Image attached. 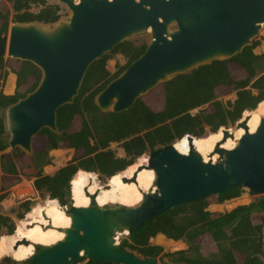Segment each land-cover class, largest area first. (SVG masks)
Instances as JSON below:
<instances>
[{
    "label": "water",
    "instance_id": "obj_1",
    "mask_svg": "<svg viewBox=\"0 0 264 264\" xmlns=\"http://www.w3.org/2000/svg\"><path fill=\"white\" fill-rule=\"evenodd\" d=\"M70 12L54 25L12 23L0 35V57L26 61L42 72L38 87L5 111L9 147L33 155V139L42 129L58 133L57 111L74 103L90 66L119 44L148 35L145 52L96 97L102 112L120 113L160 85L215 61L229 60L264 30V0H50ZM244 135L237 145L222 147L231 129L206 162L187 136L189 152L175 144L154 151L140 172H154L153 190L143 192L136 206H100V191L88 195L90 205L66 210L71 219L62 241L34 246L24 264H159L158 257L142 259L116 243L118 234L138 232L145 222L180 205L199 202L238 187L252 196L264 195V118L250 133L247 119L237 124ZM100 188L109 184L100 183ZM25 245H32L24 242ZM6 262H9L7 259Z\"/></svg>",
    "mask_w": 264,
    "mask_h": 264
},
{
    "label": "trees",
    "instance_id": "obj_2",
    "mask_svg": "<svg viewBox=\"0 0 264 264\" xmlns=\"http://www.w3.org/2000/svg\"><path fill=\"white\" fill-rule=\"evenodd\" d=\"M3 2L10 8L3 7ZM65 11L62 4L50 0H0V35L7 32L12 23L54 25L64 17ZM259 44L256 40L229 60L201 66L160 85L155 105L141 98L127 111L102 112L96 105L97 95L147 48L145 40L125 41L90 66L74 103L57 111L58 133L42 129L33 139L31 156L20 149L5 153L10 137L4 111L38 87L42 72L30 62L0 57V88L9 71L17 76L13 95H6L0 89L3 180L10 176L16 183L22 176L33 178L34 190L39 195L65 207L71 203V181L80 170L111 178L134 165L141 156L174 145L186 136L205 138L235 124L245 112L255 111L264 101V54L254 52ZM117 54L123 56L125 63L117 62L111 68L109 61ZM232 93H235L234 100H222ZM113 145L121 146L124 156H119L111 148ZM52 150L71 151L72 158L48 175L44 168L53 163L49 157ZM2 183L0 177V191L5 190ZM242 194L243 189L238 187L174 207L145 222L121 245L143 259L162 254L172 264H264V197L225 213L209 210L211 205L224 204ZM31 204L29 199L21 201L11 212L22 219ZM14 229L11 217L0 215V236L3 232L11 235ZM159 235L184 241L189 248L163 254L162 247L151 243V239ZM87 264L95 263L88 261Z\"/></svg>",
    "mask_w": 264,
    "mask_h": 264
},
{
    "label": "bare ground",
    "instance_id": "obj_3",
    "mask_svg": "<svg viewBox=\"0 0 264 264\" xmlns=\"http://www.w3.org/2000/svg\"><path fill=\"white\" fill-rule=\"evenodd\" d=\"M249 113L247 117V126L250 133H254L264 117V101L261 102L258 108ZM235 139L229 138L222 145L224 149L231 150L236 145L238 140L244 135L243 128L230 131ZM224 130L220 129L217 133L208 135L205 138H194L193 146L200 153L206 162L212 160L214 163L218 161L219 156L215 155L210 158L214 147L222 141ZM178 152L187 155L189 152L188 137H184L175 144ZM148 160L132 165L126 171L125 175H115L109 181V188H100L95 176L90 172L80 170L71 181V198L73 205L77 208H85L90 205V197L86 195H94L100 191L96 202L100 206L111 204H121L124 206H136L142 201L143 192L151 191L155 180L154 172L143 170L139 173L136 183H126L124 179H131L137 169L147 165ZM29 222L24 223L26 227L20 226L14 235L0 237V259L4 256H11L16 261H25L34 255V246L40 245L50 247L59 241H62L65 234L59 232L58 229H68L71 225V219L66 215V210L60 207L57 203L50 201L43 207L35 209L29 216ZM118 234L117 236H124ZM29 242L32 245H25L24 242ZM15 249L13 250V248Z\"/></svg>",
    "mask_w": 264,
    "mask_h": 264
},
{
    "label": "rangeland",
    "instance_id": "obj_4",
    "mask_svg": "<svg viewBox=\"0 0 264 264\" xmlns=\"http://www.w3.org/2000/svg\"><path fill=\"white\" fill-rule=\"evenodd\" d=\"M3 3H4L3 7L10 8V5H8L5 2H3ZM64 7L66 8V11H65L66 14L63 17V20H66L69 17L70 12H69V10L67 9L66 6H64ZM132 40L133 41L145 40L146 42H148L149 41V36L148 35L137 36V37H135ZM256 40L259 41L260 44L254 50V52L256 54H258V55H262V54H264V30L260 33V35L258 36V38ZM117 62H119L120 64H124L125 63V60H124V58H123V56L121 54H117L112 60H110L109 61V66L111 68H114ZM0 74H1V72H0ZM16 79H17L16 74L9 71L7 76H6V78H5V84L0 88L3 91V93L11 94V95L14 94L15 88H16ZM1 83H2V81L0 80V85H1ZM157 89H155L154 91H152L148 95L142 97V99L146 103H148L150 105H155L157 103L156 101L158 99L157 98V94L158 93L156 92ZM234 99H235V93H232V94L227 95V96L222 98V100L224 102H227L229 100H234ZM248 114L249 113H244L242 118L238 122H236L233 125H229L228 127H224V128L225 129H231L233 131L236 130L237 129V127H236L237 124L239 122H242V121L246 120L247 119L246 116ZM0 115H1V113H0ZM4 115H5V111H4ZM262 118H264V117H262ZM8 135H9V133H8ZM208 135H210V134H208ZM9 137H10V135H9ZM9 140H10V138H9ZM111 148L113 150H115L116 153L119 156H124V154H125L124 153V149L121 146L113 145ZM10 151H11V148L8 147L5 150V153H9ZM49 157L52 159L53 163L51 165H48V166H46L44 168V173L48 174V175H52L60 167L64 166L65 164H67L71 160L72 152L70 151L68 153V151H66V150H52V151L49 152ZM144 159L148 160L149 159V154H145V155L141 156L138 160H136L135 164L143 161ZM128 169H129V167L127 169H125L124 171L118 172L117 174L120 175V176H123V175H125L126 171H128ZM92 174L95 176L97 181H99L100 183H103L104 185L109 184V181L112 179V177H111L108 180L102 181V180H99V174L98 173H92ZM0 177L2 178V182H3L2 184L5 186V190L0 191V197H2L0 199V215L9 216L13 220L15 229H14L13 234H11V235H14L15 232L17 231V229L20 226H23L24 228H31V227H26L24 225V223L29 222V217L28 216L35 209L43 207L44 205H46V203H48L50 201H53V202L57 203L60 206V204L56 200H51L48 197H43V196L39 195V193L34 190V187H33L34 179L33 178L22 176V177H20V180L18 182L14 183L13 182V178L10 177V176L6 177V179L3 180V178L5 177V174L2 173V172H0ZM259 197H264V195L263 196H252L247 189H243V194H242V196L240 198L227 201L224 204L211 205L209 207V210L212 211V212H216V211L217 212H222V213L229 212V211H231L232 209L236 208L239 205H249L256 198H259ZM27 199L32 201L31 209L29 210L28 213H26L24 215V217L22 219L16 218V216L11 212V210L19 202L27 200ZM72 206H73V201H72V198H71V203L68 204L65 207H62V208H64L65 210H68ZM1 236H10V235L6 234V232H3ZM118 237H119L118 244H121V242L123 240L128 239L129 235L126 234L124 236L121 235V236H118ZM151 243H153L154 245L162 247L163 248V254L164 253H174V252H177V251H184V250H187L189 248V245L186 242H184V241L168 240L166 237H164L162 235H159L156 238L151 239ZM263 245H264V228H263ZM14 249H15V247L13 248V250ZM136 256H138L139 258H142L140 255H136ZM7 259L9 260V262H6ZM158 259H159V264H167V263L172 264L173 263L170 259H168L166 257H162V254L158 257ZM23 262L24 261H21V262L20 261H16L15 259H13L11 256H8V255L4 256V257H2L0 259V264H22ZM87 263H88V261H83V262H81L79 264H87ZM175 264H185V263L176 262Z\"/></svg>",
    "mask_w": 264,
    "mask_h": 264
},
{
    "label": "flooded vegetation",
    "instance_id": "obj_5",
    "mask_svg": "<svg viewBox=\"0 0 264 264\" xmlns=\"http://www.w3.org/2000/svg\"><path fill=\"white\" fill-rule=\"evenodd\" d=\"M108 179H109L108 177H106V176H104L102 174H99V180L105 181V180H108ZM26 261H27V259H26ZM26 261H24L22 264H24Z\"/></svg>",
    "mask_w": 264,
    "mask_h": 264
},
{
    "label": "built area",
    "instance_id": "obj_6",
    "mask_svg": "<svg viewBox=\"0 0 264 264\" xmlns=\"http://www.w3.org/2000/svg\"><path fill=\"white\" fill-rule=\"evenodd\" d=\"M115 239H116V243H118V239H119V237H118V236H116V238H115Z\"/></svg>",
    "mask_w": 264,
    "mask_h": 264
},
{
    "label": "crops",
    "instance_id": "obj_7",
    "mask_svg": "<svg viewBox=\"0 0 264 264\" xmlns=\"http://www.w3.org/2000/svg\"><path fill=\"white\" fill-rule=\"evenodd\" d=\"M5 94V93H4ZM6 95H11V94H6Z\"/></svg>",
    "mask_w": 264,
    "mask_h": 264
}]
</instances>
